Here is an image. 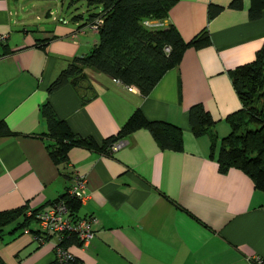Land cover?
<instances>
[{
    "label": "crops",
    "instance_id": "crops-1",
    "mask_svg": "<svg viewBox=\"0 0 264 264\" xmlns=\"http://www.w3.org/2000/svg\"><path fill=\"white\" fill-rule=\"evenodd\" d=\"M25 1L0 0V121L12 132L0 135V210L48 206L76 170L88 191L77 214L98 220L86 246L68 242L80 264H256L255 257L264 264V189L237 167L219 171L215 159L230 129L225 116L240 106L229 71L252 59L264 39V0H175L162 19L145 21L171 23L184 40L204 28L209 38L185 47L145 95L88 67L76 84L48 91L97 32L86 25V8L59 19L50 9L24 11ZM210 5L220 9L209 16ZM45 101L74 134L98 145L139 108L149 120L177 124L182 148H160L141 127L111 152L73 145L54 163L39 109ZM196 102L214 119L211 154L208 134L190 130L187 109ZM20 220L0 230V264H54L53 237L38 242L35 220L15 229Z\"/></svg>",
    "mask_w": 264,
    "mask_h": 264
},
{
    "label": "trees",
    "instance_id": "trees-1",
    "mask_svg": "<svg viewBox=\"0 0 264 264\" xmlns=\"http://www.w3.org/2000/svg\"><path fill=\"white\" fill-rule=\"evenodd\" d=\"M174 2L86 0L89 6L86 8V20L93 22L100 18L96 28L97 40L87 52L71 57L46 89L54 90L65 83L76 84L86 76L84 68L88 67L135 88L141 95L147 94L162 73L178 63L185 47H201L209 43L204 28L184 40L171 23L156 28L145 25V21L162 19ZM90 5L93 8L98 5L100 9L91 10ZM229 5L237 6L238 0L230 1ZM219 9L220 6L210 5L208 15H213ZM79 14L75 13L71 18ZM255 14L252 11L251 15ZM166 46L168 49H165ZM229 75L240 106L225 116L230 129L219 138L215 155L217 168L223 172L229 167H237L251 177L256 187L264 189V39L255 50L253 58L236 65L229 71ZM39 109L46 127L44 134L51 140L46 144V150L54 163L65 161L67 150L73 145L111 152L113 141L141 127L149 130L160 148H182V131L177 124L165 120H149L139 108H134L120 127L106 136L100 145L91 137L74 134L65 120L55 115L48 102H43ZM187 115L192 134H208L211 154L216 140L212 130L214 119L200 102L191 104ZM11 133L4 122L0 121V135ZM59 197H65L64 191L56 198ZM66 202L71 212L77 214L79 203L72 198H66ZM26 209V205L22 204L0 210V230L19 216L21 220L16 223L15 229L33 219L32 215L25 214ZM37 209L30 208L31 212Z\"/></svg>",
    "mask_w": 264,
    "mask_h": 264
},
{
    "label": "built area",
    "instance_id": "built-area-1",
    "mask_svg": "<svg viewBox=\"0 0 264 264\" xmlns=\"http://www.w3.org/2000/svg\"><path fill=\"white\" fill-rule=\"evenodd\" d=\"M100 18L93 22H87V26L96 30ZM4 35L0 34V41ZM165 49H168L166 46ZM130 89V86H126ZM122 138L116 139L110 145L113 151L122 144ZM65 197H59L51 201L48 206L31 212L30 208L25 210L26 215H32L36 222L33 238L38 242L48 241L50 239L53 250L54 264H80L78 258L69 249L67 240L75 242L84 247L94 234L97 217L93 214H75L71 212L66 198H72L79 204H82L88 197L86 187V177L84 174L73 171L71 173V182L64 190ZM256 264H262L260 258L255 257Z\"/></svg>",
    "mask_w": 264,
    "mask_h": 264
},
{
    "label": "rangeland",
    "instance_id": "rangeland-1",
    "mask_svg": "<svg viewBox=\"0 0 264 264\" xmlns=\"http://www.w3.org/2000/svg\"><path fill=\"white\" fill-rule=\"evenodd\" d=\"M23 5H25L24 11L28 10L29 8V9H33V11H38L40 12V14H44V15L48 11L47 9H50L53 14L59 17V19H61L62 16L66 14L68 15L69 18L71 15L75 13H79V12L85 13L84 12L85 8L89 7L87 6L86 0H28L25 1ZM93 7L94 6L90 5L91 10H95L96 7L95 8ZM144 23L148 27L154 26L153 24L148 25V23L146 22Z\"/></svg>",
    "mask_w": 264,
    "mask_h": 264
}]
</instances>
